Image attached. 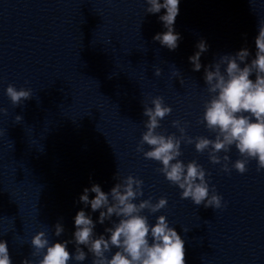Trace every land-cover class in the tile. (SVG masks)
<instances>
[{
	"label": "clouds",
	"instance_id": "clouds-1",
	"mask_svg": "<svg viewBox=\"0 0 264 264\" xmlns=\"http://www.w3.org/2000/svg\"><path fill=\"white\" fill-rule=\"evenodd\" d=\"M145 3L148 14L166 10L158 17L166 31L155 34L153 39L174 51L181 40L180 34L174 30L180 0H145ZM196 47L198 50L189 57V62L192 70L199 72L202 68L201 55L209 46L201 39ZM255 47V57L250 62L251 53L243 47L235 54L220 55L218 60L203 66V78L210 98L204 101V112L198 123L214 133V139L188 136V122L180 120L172 121V126L178 129L180 135H165L157 129L161 128L160 122L172 113V108L164 103L162 96L152 98L151 107L143 105V115L147 117L144 122L146 131L142 133L136 151L142 152L147 160L159 162L162 167L157 171L170 184L178 186L181 199H190L196 206L219 209L226 205L215 187L210 189L206 178L209 174L201 164L196 160L185 164L179 159L183 154L182 142L194 144L198 153L207 152L210 162L221 164V170L226 173H230L232 168L240 174L246 173L250 160L257 162V172L264 170V21L259 23ZM175 73L181 74L176 68ZM154 74L161 75V69H155ZM253 75L254 80L251 79ZM6 95L14 106L32 98L31 89L18 90L12 84L7 86ZM7 111L0 108V113L6 115ZM15 119L21 121L22 117L17 115ZM145 145L148 150H145ZM233 146L242 158L232 163L230 168L227 153ZM221 152L225 155L221 156ZM115 179L118 182L109 192L93 183L90 188H84L79 196L80 203L85 207L90 205L92 212H99L97 221L81 209L74 217L75 231L71 240L50 243L45 231L37 232L31 238L30 255L38 259L25 258L21 264H69L72 260L82 264L89 253L93 257L91 264H186L185 241L170 226L166 216L159 215L153 225L143 214L145 210L154 214L166 208L167 198L160 197L155 203L151 198L136 203L134 201L143 196V180L133 175L120 179L118 173ZM89 193H94V197L90 198ZM106 221L111 223L104 229L107 235H97L94 231L96 224L103 225ZM64 231L61 222L54 225L56 237ZM69 244L75 245L74 253L69 251ZM113 248L117 249L114 253ZM0 264H13L6 240H0Z\"/></svg>",
	"mask_w": 264,
	"mask_h": 264
}]
</instances>
